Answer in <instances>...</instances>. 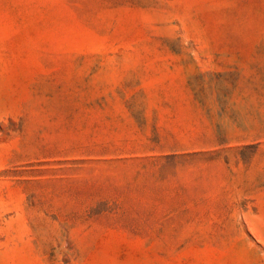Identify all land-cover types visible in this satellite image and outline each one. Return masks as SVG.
<instances>
[{
  "label": "rangeland",
  "instance_id": "374dc122",
  "mask_svg": "<svg viewBox=\"0 0 264 264\" xmlns=\"http://www.w3.org/2000/svg\"><path fill=\"white\" fill-rule=\"evenodd\" d=\"M0 264H264V0H0Z\"/></svg>",
  "mask_w": 264,
  "mask_h": 264
}]
</instances>
